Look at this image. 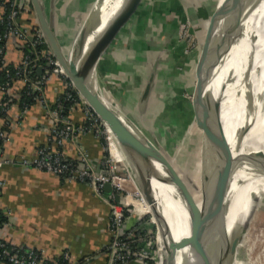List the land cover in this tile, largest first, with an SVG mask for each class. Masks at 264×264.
I'll use <instances>...</instances> for the list:
<instances>
[{
	"label": "crops",
	"instance_id": "1",
	"mask_svg": "<svg viewBox=\"0 0 264 264\" xmlns=\"http://www.w3.org/2000/svg\"><path fill=\"white\" fill-rule=\"evenodd\" d=\"M94 2L40 0L65 54L86 20L82 15L90 12ZM142 4L103 55L96 78L108 99L115 101L146 136L159 142L157 132L146 128L145 119H158L157 109L167 101L184 102L187 73L196 70L198 74L201 64L198 53L192 52L189 57L185 54L184 45L177 39L178 24L186 22V18L190 20V13L192 22L210 23L215 11H210L207 2L197 9L187 6L184 0H151L149 9L145 0ZM20 11L22 29L30 34L40 30L31 0H20ZM3 14L0 7V20ZM35 28L38 29L33 32ZM25 46L28 47L18 37H12L5 51L6 64L21 66L29 56ZM42 69L46 73L47 68ZM26 87V82L19 79L6 93L0 90V101L5 96L9 106L0 118V130L8 136L2 146L3 156L17 162L32 160L38 148L48 144L49 132L55 125L50 114L67 91L64 78L51 69L44 89L48 109L40 103L22 109L19 99ZM187 111L191 117L192 110ZM69 119L77 128L85 124L81 108H74ZM64 150L77 165H81V152L87 153L95 169L107 157L103 140L94 134H77ZM0 179L5 183L0 210L9 216L7 224L0 227V239L11 246L39 251L53 264H58L66 253L72 264H111L108 249L112 242L111 208L88 184L66 182L56 175L19 164L2 167ZM120 180L127 185L130 181ZM136 210L140 216L148 214L144 205ZM126 225V230H131L139 225V219L129 216ZM0 264L6 263L0 261Z\"/></svg>",
	"mask_w": 264,
	"mask_h": 264
},
{
	"label": "bare ground",
	"instance_id": "2",
	"mask_svg": "<svg viewBox=\"0 0 264 264\" xmlns=\"http://www.w3.org/2000/svg\"><path fill=\"white\" fill-rule=\"evenodd\" d=\"M125 1L99 0L96 3L87 32L95 26L100 28L90 38V43L101 30L113 28L116 20L120 19ZM245 2L246 15L239 18L235 15L236 0H222L223 19L216 29L215 41L225 43L227 51L223 65L213 75L215 97L223 96V111L219 114L220 117L225 116V123L221 124L223 133L226 134L228 142H231L233 151L241 147L234 154L240 152L244 157L250 153H264V48L261 50L264 45V0ZM230 22L234 25V31L224 38V30ZM221 87H226V90L221 91ZM109 144L113 157L116 159L117 151L120 159L116 160L127 163L112 134ZM236 169L233 175L235 183L230 192L233 215L229 214V229L238 238L233 264H264V222L258 219L264 213V162L244 160ZM138 176L143 191L132 178L129 185H134L140 191L143 205L156 226L158 222L155 211L163 215L169 228L170 244H177L190 236L189 247L179 253L177 264H212L220 259L225 247V228L223 213L218 207V186L209 209L205 212L199 207L196 208L190 224L187 206L176 183L167 172L155 165L153 171ZM156 237L158 250L161 251L159 264H163L166 245L158 228Z\"/></svg>",
	"mask_w": 264,
	"mask_h": 264
},
{
	"label": "water",
	"instance_id": "3",
	"mask_svg": "<svg viewBox=\"0 0 264 264\" xmlns=\"http://www.w3.org/2000/svg\"><path fill=\"white\" fill-rule=\"evenodd\" d=\"M31 2L38 19L40 30L44 35L47 46L53 57L75 90L83 97V99L86 100L94 113L101 119L112 136L117 140L127 161V163H123V165H126L131 178L142 190V182L138 175H143L146 172L153 171V167L155 165H159V167L167 172L176 183L187 206L191 224V217L196 212V208L199 206L189 191L187 180L184 179L180 172L175 168L173 162L169 159L159 142L154 137L151 140L148 136H146L143 131L121 111L120 108L115 106L103 93H101L98 80L96 78L97 68L103 55L106 53L117 33L122 30V28L136 13L143 0H126L121 9L122 12L120 19L116 20L115 24H113V28L101 30L98 36H96V38L92 41L93 43H90V38L93 37V35L100 28L99 26H95L90 32H87L88 24L95 12L94 7L96 3L99 2V0H95L88 16L86 17V20L83 22L81 29L75 37L68 54L64 53V50L54 32V28L47 19L44 7L41 5L40 0H31ZM236 2L237 5L235 7L237 8L235 9V15L242 18L246 15L247 3L245 0H236ZM222 19L223 15L221 13V3H218L212 21L207 30L205 42L202 45L203 63L201 62L200 65L203 64L206 68L204 79L206 82L205 86L207 85V87L212 74L214 75L216 70L221 68L226 59L227 45L217 41L213 44L215 31ZM233 31L234 25L230 22L224 30L223 37H229ZM202 70L203 67L200 66V69L198 70L199 78H202L200 76ZM38 75H43L42 68L38 69ZM200 83L202 84L197 87V92L202 96L201 102H204V100L205 102L204 105L201 106L200 104L199 107H202L200 108V111L204 108L206 111L204 128L208 143L207 145L209 150L212 151L214 161L216 163V170L213 171L215 176L211 181V190L208 195L212 192L214 187L218 186V207L223 213L225 228L224 252L221 258L212 264H233L236 257L238 242L236 233H232L231 231L233 230L230 231L229 229V214L231 216L233 215L231 208L232 202L230 198V192H232L233 184L235 183L233 175L235 174L239 163L244 160H258L264 162V153H250L245 157L242 156L240 152H238V154H234V151H237L238 149L240 150L241 147H237L233 151L229 145L226 134L223 133L222 125L217 116L218 114H222L223 111V96L215 97L213 94H210L209 98L204 99L205 94L202 79ZM222 90L225 91L226 87H221V91ZM96 170L106 177L109 176L108 172L102 171L101 166ZM210 172L212 173V170H210ZM104 193L107 196L112 195L113 188L111 184H106L104 186ZM115 200L117 202H121V195H116ZM155 218L158 222L157 228L161 232L164 245H166L163 264H177V260L180 255L179 253L189 247L190 236L183 238L177 244H170L168 236L169 228L163 219V215L159 211H155ZM190 224L188 227L189 231L191 228ZM126 227L127 225L124 224L122 227V233H125ZM160 259L161 251L158 250L157 264H159Z\"/></svg>",
	"mask_w": 264,
	"mask_h": 264
},
{
	"label": "built area",
	"instance_id": "4",
	"mask_svg": "<svg viewBox=\"0 0 264 264\" xmlns=\"http://www.w3.org/2000/svg\"><path fill=\"white\" fill-rule=\"evenodd\" d=\"M0 7L3 9V16L0 20V69L4 70L6 82L0 84L2 93H6L9 86L15 79H22L29 84V88L37 91L42 95L35 98L37 103H40L48 109V103L44 96L43 85L46 84L49 78L50 70L52 69L57 74L61 75L67 85L63 99H59L55 111L51 112V117L55 125L49 132L48 144L39 147L36 156L32 160L22 159L17 162L12 159H6L3 156L2 147H0V169L7 165L19 164L22 167L35 169L41 172L56 175L66 182H78L88 184L92 190L102 198L111 208V232L112 242L109 246V253L111 255V264H157L158 247L156 235L154 232L150 233L151 227L149 223L143 222L144 217L140 216L136 210V205L143 202L142 196L139 192L131 193V189L127 184L120 182V179L127 180L122 175H119L120 162L113 157L110 151V135L111 133L101 121V119L94 113L85 99L75 90L71 82L66 78L62 69L59 67L57 61L50 51H38L39 47L47 46L46 40L41 30L30 34L27 30L19 26L20 17V0H0ZM12 37H18L28 48H31L38 56L45 57L49 68L41 77L39 83H34L31 79L33 69L37 67V61L31 60L28 56L24 63L19 67L10 68L5 61V51L8 41ZM181 40L187 44L190 51L196 48L195 36L192 35L189 26H183L181 32ZM53 67V68H51ZM39 68H43L39 66ZM38 68V69H39ZM105 95L104 92L101 91ZM106 96V95H105ZM107 97V96H106ZM108 98V97H107ZM63 100V101H61ZM110 100V99H109ZM115 106L118 104L110 100ZM70 104L69 112L74 108H81L84 113L85 124L82 127H75L68 117L62 116L64 105ZM6 98L4 96L0 101V114H4L9 110ZM77 134L86 135L94 134L102 139L107 150V157L101 165L102 171L108 172V177L97 172L91 165L87 153L81 152V165H77L67 155L65 146L73 143ZM8 141L7 133L0 130V144ZM111 184L113 193L107 196L104 193V186ZM5 183L0 179V195ZM116 195H121V202L115 200ZM135 215L139 219L138 227L131 230H126L122 233V227L126 224L127 217ZM8 216V212L0 210L1 217ZM149 231L146 237L141 236L142 231ZM139 232V233H138ZM4 241V240H3ZM0 242V261L8 264H51L45 260L41 252L30 250L25 255H21L18 250L8 249L4 242ZM63 264H72L70 262L69 254L66 253L63 257ZM53 264V263H52Z\"/></svg>",
	"mask_w": 264,
	"mask_h": 264
},
{
	"label": "rangeland",
	"instance_id": "5",
	"mask_svg": "<svg viewBox=\"0 0 264 264\" xmlns=\"http://www.w3.org/2000/svg\"><path fill=\"white\" fill-rule=\"evenodd\" d=\"M145 1L147 6L146 9H149L151 7L150 6L151 0H145ZM184 2L187 4V6H191L190 8L194 7L196 9L202 3L207 2L211 5V7H209L210 11L214 13V11H216L215 9L217 8L218 3L220 4V2L222 1L221 0H184ZM140 7L141 6H139L137 11L140 10ZM87 16H88V12H85L82 15L83 18H86ZM189 17L192 19L191 13ZM191 19L188 20V18H186L187 20L186 22H181V23L179 22L177 27V36L179 35V38L177 39L182 43V45H184L185 54L187 53L186 55H188V57L191 56L192 51L188 49L189 46L181 40V32L183 26L184 25L189 26L192 35L195 36V41H196V48H194L193 52L199 54V60H201V62L203 63L202 45L205 42L206 33L211 22L207 23V21L204 20L203 22L200 21L197 23L196 21L192 22ZM63 25H66V23L64 22ZM215 39H216V31L213 38V44L215 42ZM263 48L264 45L261 46V50H263ZM239 65H240L239 70L241 71L242 62L239 63ZM200 66L203 67V70L200 73L201 74L200 76L202 78H199L196 70L195 71L189 70L187 73L188 83L186 84V87L184 89L183 86H181L182 89L185 90L183 91L185 92L184 102L179 103V102L167 101L164 107L161 106L157 109V111L159 112L158 119H149V120L145 119L147 120L146 122L149 125L146 122H144V120L143 122L144 124L146 123V128L149 131L153 132V130H155V132H157L156 136L160 142L161 147L163 148L169 159L173 162V165L180 172L181 176L187 180L189 191L193 195V198L195 199V202L197 203L199 208L206 212L209 209L210 202L217 189V186L214 187L212 192L208 195V193L211 190L210 189L211 181L214 179L215 176V174H213V171L216 170V163L214 161L212 151L209 150V148L207 149L206 147L208 143L207 141H205L204 133H203V130L205 129L204 122H205L206 111L205 108L201 109L200 111V108H202L201 106L204 105L205 100L204 102H201L202 96L198 94L197 87L200 84H202L200 83L202 79L203 90L205 94L204 99L209 98L210 94H213V96H215L216 89H215L213 74L208 87L207 85L205 86L206 82L204 78L206 74V68L204 67L203 64ZM200 104L201 106L199 107ZM179 109L182 110L180 111ZM187 110L189 111L192 110L193 112L189 120L187 119V117H182V115L185 114ZM217 116L219 121L223 125L225 123L224 121L225 116L222 115L220 117L219 114ZM185 120H187L186 121L187 125H184ZM155 121H157V123ZM153 125L156 127V129ZM229 145L231 146L230 141H229ZM119 167L120 170L123 171L122 176L125 177V179L127 180H131L129 170L127 169L126 165L125 164L123 165L122 163L120 164ZM210 170H212V173L210 172ZM119 175L121 174L119 173ZM133 186L134 185L128 186L132 190L131 191L132 194L137 192ZM142 203L141 205L137 204V206L138 207L143 206ZM141 218H144L143 220L150 224L149 226L151 227L150 233L154 232L153 233L154 236L155 235L157 236V226L151 214H145L144 217ZM258 219L264 222V213L260 215ZM212 230L213 229H211V232Z\"/></svg>",
	"mask_w": 264,
	"mask_h": 264
},
{
	"label": "trees",
	"instance_id": "6",
	"mask_svg": "<svg viewBox=\"0 0 264 264\" xmlns=\"http://www.w3.org/2000/svg\"><path fill=\"white\" fill-rule=\"evenodd\" d=\"M222 1V0H221ZM221 3V6H222V2H220ZM143 5V4H142ZM141 8V7H140ZM36 29H38V28H35L34 30H33V32L34 31H36ZM178 38H179V35H178ZM48 48H47V46L46 45H44V46H42V47H39L38 48V51L40 52V51H45V50H47ZM24 50H25V52L30 56V58H31V60H33V61H35L36 60V58H38L39 57V60L37 61V67L36 68H34L33 69V72H32V74H31V79H32V81L34 82V83H39V82H41V80H42V77L41 76H39L38 75V68H39V66H41V67H43L44 69H46V68H49V66H48V64H47V60L45 59V57H43V56H40V54L37 56L36 54H35V52L31 49V48H28V47H26L25 46V48H24ZM1 67V66H0ZM10 68H13L12 66H9ZM51 68H53V67H51ZM17 80H19V79H15V81H17ZM6 82V76H5V73H4V70H1L0 71V84H4ZM42 88H43V90L46 88V84L45 85H43L42 86ZM42 94L41 93H39V92H37V91H33V90H31L30 88H29V84H27V87L25 88V90H24V92L22 93V96H21V98L19 99V104H20V107L23 109V108H29L31 105H33V104H35V103H37V101L35 100V98H37V97H39V96H41ZM61 99H63V98H61ZM8 102H9V100H7ZM61 101H63V100H61ZM56 107V106H55ZM64 109H63V112H62V116H64V117H68L69 116V109H70V104L69 103H66L64 106ZM180 107V106H179ZM180 110V109H179ZM182 110V109H181ZM180 110V111H181ZM182 113V112H181ZM184 113V112H183ZM2 115L3 114H0V118H2ZM189 116V113H186L185 112V114H183L182 115V117H187V119L189 120L190 119V117H188ZM187 120H185L184 121V125H187V122H186ZM204 125H205V122H204ZM203 133H204V138H205V141H207V139H206V133H205V129L203 130ZM104 142V141H103ZM105 144V143H104ZM159 144H160V142H159ZM0 147H2V143L0 144ZM206 147H207V149H208V145H206ZM176 168V167H175ZM177 169V168H176ZM119 173L122 175L123 174V171L122 170H120L119 169ZM9 220H8V218L6 217V216H2L1 217V221H0V227H3L5 224H7V222H8ZM143 222H145V221H143ZM136 227H138V225L137 226H135V228ZM148 232L149 231H142L140 234H141V236H143V237H146L147 235H148ZM139 233V232H138ZM3 240L2 239H0V242H2ZM4 242V241H3ZM5 244H6V247L8 248V249H13V248H15V250H18L19 252H20V254L21 255H25L28 251H30V250H28V249H23V248H20V247H15V246H11L10 244H8L7 242H5ZM4 263H6V264H8L7 262H4ZM64 263V261H63V259L58 263V264H63ZM52 264V263H51ZM151 264H154V262H151Z\"/></svg>",
	"mask_w": 264,
	"mask_h": 264
}]
</instances>
